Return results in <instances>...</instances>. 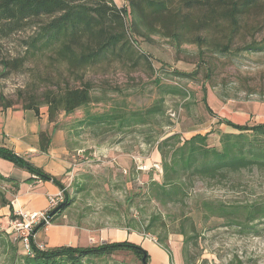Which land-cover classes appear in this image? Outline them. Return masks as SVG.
<instances>
[{"label": "rangeland", "instance_id": "obj_1", "mask_svg": "<svg viewBox=\"0 0 264 264\" xmlns=\"http://www.w3.org/2000/svg\"><path fill=\"white\" fill-rule=\"evenodd\" d=\"M262 4L241 18L239 31L226 53H221L217 46L225 44L230 36L229 27L224 23L209 32L193 35L194 43H184L180 49L159 36L149 40L135 36L136 45L148 56L151 69L143 61L134 68L129 62L122 65L109 61L73 72L57 63L49 53L29 57L26 49L36 31L33 27L0 37V98L12 102L13 109H21L22 102L30 97L40 103L49 91L81 88L83 84L90 87L92 102L85 109L70 115L59 113L56 118V121L62 120L68 144L76 148L75 160L87 159V164H83L84 173L79 175L87 179L73 183L68 190V195L73 197V206L67 210L69 223L91 229L111 223L130 227L128 231L145 232L162 240L168 251L173 252L176 262L180 251L187 264L197 261L199 264H264V224L258 225L257 233L251 229L241 234L236 225H228L222 219L205 220L200 211L205 202L230 206L263 203L264 169L241 170L228 175L226 180L195 179L187 184L182 204L161 206L145 195L151 181L161 183V173L151 165L155 143L171 132L190 138L204 131L207 112L202 103L203 89L209 98L213 94L221 99L264 100V51L242 50L252 42H264ZM195 14L203 12L195 11ZM196 37L200 38L199 42ZM20 58H26L23 67L1 73L3 60L13 62ZM192 73H196L193 79L179 75ZM156 78L165 86L185 92V98L160 94L154 83ZM160 98L164 114L149 119L148 126H134L121 132L114 127L104 130L76 127L86 111L91 114L112 109H121L127 114L143 112ZM39 108L47 110L45 105ZM169 113H175L177 120L172 122ZM226 133L234 132L227 128ZM217 138L214 135L211 141ZM110 151L112 155L108 156ZM121 153L128 155L126 168L121 165L127 172L112 160L115 154ZM129 155L150 159V165L142 171L136 170L134 159H129ZM130 160L138 173L133 179L127 178L132 170ZM75 163L82 165L83 162ZM13 167L11 162L0 158L1 175L8 176ZM106 170L111 181L105 184L99 178ZM3 217L0 215V219ZM151 217H156V221L147 231ZM232 219L239 221L238 216ZM9 220L8 217L0 221V264H21V256L26 251L18 240L13 241ZM173 236L183 238L181 246L169 243ZM83 264L138 263L130 252H121L114 257L84 260Z\"/></svg>", "mask_w": 264, "mask_h": 264}, {"label": "trees", "instance_id": "obj_2", "mask_svg": "<svg viewBox=\"0 0 264 264\" xmlns=\"http://www.w3.org/2000/svg\"><path fill=\"white\" fill-rule=\"evenodd\" d=\"M123 6L117 7L113 0H0V37H7L13 32L27 27L35 28L26 51L33 58L49 53L59 64H64L70 71H82L103 62H126L136 67L143 61L151 69L148 56L140 51L135 36L149 40L152 36L167 39L175 49L184 43H194L193 35L209 32L212 28L226 24L230 36L219 51L226 53L234 35L239 31L241 18L252 9L263 6L264 0H122ZM195 11L203 12L202 15ZM130 39H129V38ZM199 42L200 38L196 37ZM201 45V44H200ZM137 46V48H136ZM138 50V51H137ZM242 50L250 52L264 51V42H252ZM26 58L13 62L3 60L2 72L23 67ZM193 79L196 73L179 74ZM160 94L181 96L186 93L178 88L165 86L156 78ZM92 102L90 87L60 89L46 92L39 101L29 98L22 102L21 109L31 110L38 115L39 106L47 107L49 123H55L59 113L73 114L85 109ZM203 106L209 116L214 114L206 103V91L203 89ZM13 103L0 98L1 109H13ZM121 109H112L103 113L91 114L86 111L84 118L76 127L92 130H104L114 127L118 132L134 126L145 127L149 119L164 114L163 99L160 98L143 112L127 114ZM224 125L234 133L218 129ZM214 129L200 135L196 134L183 140L179 134H172L155 143L161 162V183L151 181L145 194L161 206L182 204L186 197L187 184L195 179L226 180L228 175L253 167L264 169V124L235 125L226 120L217 119ZM218 138L211 141V137ZM215 140V141H214ZM41 151L49 146L50 135H39ZM211 141V142H210ZM0 158L7 160L14 167L23 170L41 181L51 182L60 190L65 188L59 180L33 167L11 150L0 148ZM27 178L24 183H32ZM19 182L0 174V212L6 209L10 219L14 218L12 198L18 193ZM65 203L54 215L49 213L50 224L58 218L73 202L64 191ZM205 220L222 219L228 225H236L239 233L255 229L264 224V202L244 206H230L222 203L202 204ZM1 214V213H0ZM3 216V215H2ZM238 216L239 221L232 219ZM156 217L148 221V228L155 223ZM260 223V224H258ZM38 224L33 228L29 242V253L21 256V264H83L84 260L104 259L117 256L121 252H130L138 264H148L147 252L129 242L103 243L89 247H56L40 250L35 244V233L44 228ZM129 230L130 227H125ZM142 233V232H140ZM149 236L145 232L142 233ZM184 236V232L179 233ZM152 238H154L152 236ZM155 239V238H154ZM155 242L168 252L162 240ZM21 244V243H20ZM23 247V246H22ZM239 264V263H237Z\"/></svg>", "mask_w": 264, "mask_h": 264}, {"label": "crops", "instance_id": "obj_3", "mask_svg": "<svg viewBox=\"0 0 264 264\" xmlns=\"http://www.w3.org/2000/svg\"><path fill=\"white\" fill-rule=\"evenodd\" d=\"M113 2L119 8L123 6L122 0H113ZM206 103L214 116L211 117L206 113L204 131L200 132V135H204L213 129L217 119L226 120L240 126L264 124V100H242L240 98L221 99L213 94L209 98V95L206 94ZM60 121L62 120L49 123L47 110L42 108L39 109L38 115L31 110H3L0 108V148L11 150L29 162L33 167L60 180V184L68 193L73 183L87 179L85 178L86 176H79L82 175L81 173H84L83 164H87V159L80 157L75 160L76 155L74 153L76 148L68 144L67 131ZM218 129L222 132H227V127L224 125H220ZM42 132L50 133V143L45 151H41L39 141V135ZM178 133L180 134V132H175V134ZM171 134H174V132L168 135ZM185 136L183 134V138H181L183 140L189 139ZM107 155L111 156V151ZM131 158L139 159L140 157L129 155V159ZM140 159L143 168L145 167L146 169L150 165V159ZM112 160L117 163L116 165L120 170L127 172L125 169H122V166L125 167L128 161V155L126 153L115 154ZM151 160L154 162L153 164L151 163L152 166L161 162L160 155L155 146L152 148ZM75 161L83 163L82 165L76 164ZM130 162L132 170L129 171L127 178L133 179L138 173H136L137 169H133L134 165L131 160ZM108 172L106 170L105 174L100 175L101 177L98 176L105 184L111 181L110 172ZM6 177L14 179L20 184L18 193L12 198L14 214H33L44 211L47 208V196H54L60 191L51 182L41 181L36 177L28 176L27 173L16 167L11 168ZM30 177L34 181L29 184L24 183V180ZM68 197L70 199L73 198L69 195ZM72 206L73 204L56 218L54 224H50L35 233L34 240L38 247L48 250L56 247H89L103 243L129 242L141 247L147 252L149 256L148 264H187L185 259L182 258L180 251L179 262H176L173 257V252L171 250L170 252L165 251L150 239L152 237L142 233L128 231L125 227L117 224L107 223L108 225L93 227L91 229L87 226L82 227L76 223H69L67 220L69 216L67 210ZM0 213V215L4 216L3 219H0L1 222L8 219L6 209H1ZM182 241L183 238L181 236H173L170 238L169 243L175 242L181 246ZM195 264H199L198 261Z\"/></svg>", "mask_w": 264, "mask_h": 264}, {"label": "built area", "instance_id": "obj_4", "mask_svg": "<svg viewBox=\"0 0 264 264\" xmlns=\"http://www.w3.org/2000/svg\"><path fill=\"white\" fill-rule=\"evenodd\" d=\"M169 116L172 122L177 120V116L175 113H169ZM133 159L136 165V169L142 171L144 169L142 162H140L138 158ZM152 167L156 169V171L161 173V166L159 164H154ZM65 190H60L54 196H47L46 210L33 214L16 213L14 214V218L8 221V227L11 231L10 234H12L13 236V241L18 240V242L23 246L26 253H29V242L33 233V228L38 224H43L45 227L50 225L49 213L66 202L64 196ZM150 239L155 242L154 238ZM39 249L44 250L42 247H39Z\"/></svg>", "mask_w": 264, "mask_h": 264}, {"label": "water", "instance_id": "obj_5", "mask_svg": "<svg viewBox=\"0 0 264 264\" xmlns=\"http://www.w3.org/2000/svg\"><path fill=\"white\" fill-rule=\"evenodd\" d=\"M61 206H62V205H60V206H58L57 208H55V209L53 210V212H52V215H54L57 211H59L60 208H61ZM143 264H145V263H143Z\"/></svg>", "mask_w": 264, "mask_h": 264}]
</instances>
